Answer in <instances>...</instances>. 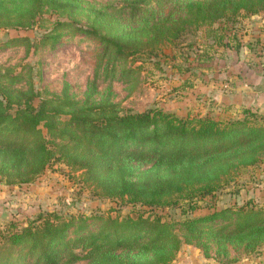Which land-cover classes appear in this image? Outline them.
I'll use <instances>...</instances> for the list:
<instances>
[{
	"label": "rangeland",
	"instance_id": "rangeland-1",
	"mask_svg": "<svg viewBox=\"0 0 264 264\" xmlns=\"http://www.w3.org/2000/svg\"><path fill=\"white\" fill-rule=\"evenodd\" d=\"M199 1L210 0H0V264H46L48 253L54 264L154 255L156 264L171 255L168 264H264L255 236L264 225V12L176 39L162 33L156 57L145 48L153 25L172 29ZM29 105L34 136L19 116ZM146 110L218 131L118 146L112 122ZM207 185L213 191L188 204L186 192ZM152 195L177 204L143 205ZM139 216L160 219L157 249L127 246L157 239ZM43 220L64 231L46 239L35 229ZM236 223L252 231L230 241L214 234ZM16 234L23 242L12 246Z\"/></svg>",
	"mask_w": 264,
	"mask_h": 264
},
{
	"label": "trees",
	"instance_id": "trees-1",
	"mask_svg": "<svg viewBox=\"0 0 264 264\" xmlns=\"http://www.w3.org/2000/svg\"><path fill=\"white\" fill-rule=\"evenodd\" d=\"M187 9L188 18L184 21H180L177 23L175 27L172 29L162 27V25H153L152 29V38L146 43L145 48H147L148 56L156 57L155 54V46L159 43L158 40L162 36L160 34L166 33L164 36H168L169 38L176 39L180 35L187 32L189 27L198 28L201 24L213 23L218 19H227L232 20L236 18L241 12H245L247 14H256L258 12H264V0H210V1H199V2H190L185 6ZM173 42V41H171ZM122 47V46H121ZM120 54V51H118ZM144 51H134L128 53L130 56ZM29 109V110H28ZM32 105H29L26 110L20 111V115H25V118L29 120V122H25L22 129L28 135H35V129L37 128V122L35 124H30L32 120ZM31 110V111H30ZM163 114L160 111L155 110H146L142 113H132L124 116L117 117L112 124L116 127L113 133H110V137L116 138L119 136L121 138L120 144L118 146H123L127 142L132 141L133 144H142L145 142H152L153 144H159L161 137H171V138H189L194 141H201L204 139H208L217 134V127L215 124L209 120H190L183 121L177 119H166L162 117ZM36 117V115L34 116ZM162 124L165 127V131L162 135L157 134L158 126ZM153 126V130L149 131L148 128ZM40 146V144H39ZM14 147L13 145L8 146ZM25 150V148H19ZM42 151V148L36 151V155ZM223 150H219L216 153H221ZM33 157L32 159H35ZM123 190L128 193H142L139 189H133V184H123ZM213 191V188L209 185L200 187L196 191L186 192V195L189 197V203L196 202L195 197L203 199L208 196ZM124 192V193H125ZM156 194H158L156 192ZM174 199H159L157 196H149L142 200V204L145 206H154V207H166V206H174L177 204ZM182 214V212H181ZM139 221L137 226L141 229H144L148 232H156L157 235L156 240L151 241H143L138 242L136 238L133 242L129 243L127 246L132 247L133 249H140L152 246L155 249L159 246L160 236L162 235V229L160 226V219L154 218L151 221L143 219L139 216ZM215 218L209 217L208 219L203 220L202 222H210ZM187 225L190 232L191 229L195 226V224ZM35 229L42 235H45L46 239L50 238L53 240L57 235L62 233L64 229H60L55 232L56 227L54 229L52 223L49 220H43L41 225L35 227ZM196 229V227L194 228ZM193 229V230H194ZM214 234H216L221 239H226L230 241L231 239L241 238L244 236V233H248V231H252L249 225H237L234 224V228H230V225H226L220 229H215ZM256 238H264V225L261 228H256L255 230ZM32 236V237H31ZM14 241H12L13 245H18L21 241L22 235L16 234L13 235ZM28 238H32L33 243L36 245H40L42 243L43 238L40 235H29ZM49 240V241H50ZM10 241V240H9ZM173 244V243H172ZM114 248V247H113ZM96 256V252L94 253ZM50 253L45 255L46 264H54V260L51 259ZM172 255L169 259L164 261V264H168L171 262ZM161 257L158 255H154V258L151 260H131V261H117L115 259H108V264H156L160 262Z\"/></svg>",
	"mask_w": 264,
	"mask_h": 264
}]
</instances>
